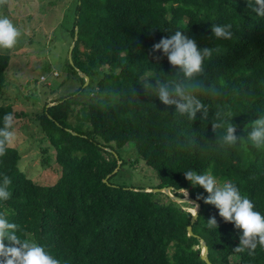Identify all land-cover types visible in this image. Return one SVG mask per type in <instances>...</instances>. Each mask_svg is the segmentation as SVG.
Masks as SVG:
<instances>
[{
	"label": "trees",
	"instance_id": "trees-1",
	"mask_svg": "<svg viewBox=\"0 0 264 264\" xmlns=\"http://www.w3.org/2000/svg\"><path fill=\"white\" fill-rule=\"evenodd\" d=\"M72 16L69 45L75 44L68 69L80 87L38 116L60 176L50 185L34 182L18 167L17 148L9 147L0 157V180L11 178L12 196L0 201V212L20 225L23 239L43 244L65 264H206L200 238L213 264H264V247L258 245L253 255L233 251L240 230L224 222L215 206L199 201L195 236H189L186 203L112 181L126 163L120 153L129 145L136 160L155 172L154 188L172 186L177 197H183L180 188L193 198L207 196L183 173L210 171L221 184L235 183L264 215V148L247 141L252 122L264 117V18L247 0H76ZM225 23L233 25L232 40L211 33L212 24ZM176 30L198 48L221 49L191 80L162 52H152L153 44ZM9 61L10 55L0 52V126L4 114L17 115L11 104L1 103ZM76 68L89 77L87 103L74 98L84 89ZM157 81L170 91L184 85L204 107L193 118L165 105ZM229 124L244 142H224ZM119 159L122 164L107 177ZM213 216L217 229L207 226Z\"/></svg>",
	"mask_w": 264,
	"mask_h": 264
},
{
	"label": "rangeland",
	"instance_id": "rangeland-1",
	"mask_svg": "<svg viewBox=\"0 0 264 264\" xmlns=\"http://www.w3.org/2000/svg\"><path fill=\"white\" fill-rule=\"evenodd\" d=\"M75 1L8 0L6 5L0 6V15L11 19L23 33L14 49L0 51L10 55L1 103L11 104L17 114L14 125L17 140L12 146L20 154L18 167L41 185L55 183L61 169L54 160L55 150L45 138L38 116L44 106L80 87V80L68 69L71 40L68 31ZM86 85L74 96L75 100L84 103L90 100L91 86ZM75 108L73 114L77 113L79 105ZM120 154L126 163L113 177L115 184L137 189L155 187L158 182L155 172L142 159L136 160L133 148L126 145ZM160 198L167 200L165 193L160 194ZM178 203H186L185 208L192 211L189 203ZM235 259L237 257L232 256L231 260Z\"/></svg>",
	"mask_w": 264,
	"mask_h": 264
},
{
	"label": "clouds",
	"instance_id": "clouds-1",
	"mask_svg": "<svg viewBox=\"0 0 264 264\" xmlns=\"http://www.w3.org/2000/svg\"><path fill=\"white\" fill-rule=\"evenodd\" d=\"M8 0H0V6H4ZM247 7L256 16L264 18V0H247ZM211 33L216 39L232 40L233 25L231 23L212 24ZM21 29L5 15H0V51L14 49L21 36ZM219 47L198 48L194 39L184 34L183 30H176L170 37H161L158 43L152 45V52H162L168 63L178 68L185 78L191 80L200 74L204 68L206 58L212 53L219 52ZM157 60L160 57H156ZM158 84L159 99L165 105H175L181 113L187 112L191 117H195L196 112L204 106L194 96L189 94L185 86L177 84L170 91L166 84ZM150 86V85H149ZM193 87H196L193 85ZM178 97V99L173 97ZM207 109H205V114ZM15 116L9 112L2 117L3 125L0 126V157L7 153V149L15 144L17 133L14 130ZM220 125H213L214 128ZM236 126L229 124L226 129L224 142L228 145H235L238 141L244 142L243 137L235 135ZM247 141L255 149L264 148V117L258 118L251 124V131L248 133ZM193 187H199L207 193L196 196V201H203L204 204L213 205L218 209V215L226 223H232L236 229L240 230L239 244L233 248L235 253L253 255L257 246L264 247V215L255 210L252 200L232 181H225L222 184L209 171L198 173L195 170H187L183 173ZM12 180L4 175L0 180V201H7L12 193L9 187ZM184 200L192 207L193 217H198L199 204L188 200L189 192L185 188H180ZM209 228L217 229L219 224L216 217L207 220ZM22 232L20 225L9 220L7 215L0 212V264H65L61 258L49 252L43 244L34 239H23L19 233ZM7 242V243H6Z\"/></svg>",
	"mask_w": 264,
	"mask_h": 264
},
{
	"label": "water",
	"instance_id": "water-1",
	"mask_svg": "<svg viewBox=\"0 0 264 264\" xmlns=\"http://www.w3.org/2000/svg\"><path fill=\"white\" fill-rule=\"evenodd\" d=\"M77 34V27H75V35ZM74 44L75 42L73 41L70 46H69V50H68V58H69V62L72 64V49L74 47ZM77 69V72L79 73V75H81L84 79V84L86 85L89 81V77L87 76V74H85L84 72L80 71L78 68ZM55 103H51V104H47L46 106H51ZM70 130V129H68ZM71 131V130H70ZM73 134H76V132L74 131H71ZM108 150L112 151L114 153V155L116 157H118V155L113 151L111 150L110 148H107ZM120 163H121V160L119 159L117 161V167L110 173L107 175V177H109L111 174L115 173L119 166H120ZM106 181V179H104ZM137 190H140V191H144V192H163L165 193L167 196H169L172 200L176 201V202H186L184 200V197H177L175 195L172 194V191H175L174 188L172 186H165V187H162V188H142V189H137ZM178 192H180V190L178 189L177 190ZM189 192V191H188ZM188 200L190 201H195L196 203L199 204V208H198V213H199V210H200V207H201V203L199 201H196L195 198L191 197L190 194H189V197H188ZM191 212V219H190V224L187 226V234L189 236H195V234L193 233L192 231V224L197 220V217H193L192 215V211L191 210H188ZM199 248L201 249L200 250V258L206 263V264H213L209 257H208V246L205 242V240L203 238H200V244H199Z\"/></svg>",
	"mask_w": 264,
	"mask_h": 264
}]
</instances>
